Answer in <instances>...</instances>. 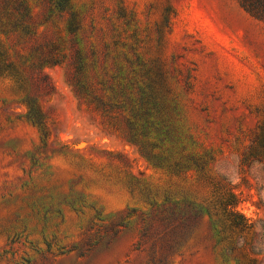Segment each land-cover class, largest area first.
Wrapping results in <instances>:
<instances>
[{
	"label": "rangeland",
	"instance_id": "rangeland-1",
	"mask_svg": "<svg viewBox=\"0 0 264 264\" xmlns=\"http://www.w3.org/2000/svg\"><path fill=\"white\" fill-rule=\"evenodd\" d=\"M72 4L83 80L113 106L119 130L78 96L77 47L63 21L27 0L38 35L29 44L0 35V264H264V166L240 167L254 107L264 104V23L238 0ZM56 33L66 59L38 77L26 64L36 60L30 47ZM147 52L163 60L178 93L186 151L214 154L212 172L234 188L246 226L225 213L220 190L190 193L191 174L165 177L123 137L119 88Z\"/></svg>",
	"mask_w": 264,
	"mask_h": 264
},
{
	"label": "trees",
	"instance_id": "trees-1",
	"mask_svg": "<svg viewBox=\"0 0 264 264\" xmlns=\"http://www.w3.org/2000/svg\"><path fill=\"white\" fill-rule=\"evenodd\" d=\"M39 1L47 9V20L61 19L64 32L72 38L74 47H77L74 80L78 96L94 104L95 109L109 120L110 127L118 131L119 128L115 126L117 119L113 121L109 116L113 106L109 105L108 100H104L105 95H99L102 91L91 89L83 80L82 74L85 73L86 65L77 41V34L82 28L81 17L75 11L72 0ZM238 2L249 16L264 23V0H238ZM11 32L18 33L19 38L23 39L25 44H29V41L38 35V27L33 21L27 0H0V35L7 42ZM62 39L58 35L56 42H47L41 46L38 45L35 49L33 46L30 47L29 56L34 53L36 60L32 63L31 59H26V64H31L38 70L36 72L38 77L43 68L60 65L65 61L67 49ZM0 47L4 48V41L1 38ZM32 66L29 67L34 69ZM137 66L138 70L133 68L128 77L124 76L128 87L119 88L118 95L123 102L114 108L127 112L126 116L122 113L126 123L123 137L129 144L138 148L152 169L162 173L165 177L167 174L194 176L192 180L190 176L188 178L190 180L184 181L187 184L185 188L190 190V193L198 192L201 188L209 186L220 190L222 200L220 205L225 213L235 225L246 226V219L237 212L240 201L233 191L234 188L228 182L223 183L212 172L211 163L214 161V154L211 152L192 154L186 151L177 124L181 113V103L178 93L168 80L163 60L154 58L147 52L142 58L138 57ZM191 91V87L187 88V92ZM130 92L133 93L134 98L129 96ZM254 111L258 116V121L250 134L249 145L240 154L242 169H250L254 164L264 166V104L254 107ZM41 118L39 113H33L31 119L41 125ZM191 187H194V191ZM169 190L163 191L167 198L170 196L167 195ZM179 192L181 196L188 194L184 189Z\"/></svg>",
	"mask_w": 264,
	"mask_h": 264
}]
</instances>
